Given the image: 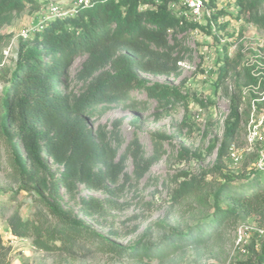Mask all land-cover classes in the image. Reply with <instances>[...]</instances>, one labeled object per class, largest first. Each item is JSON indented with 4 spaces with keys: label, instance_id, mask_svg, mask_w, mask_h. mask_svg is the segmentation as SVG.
Here are the masks:
<instances>
[{
    "label": "trees",
    "instance_id": "trees-1",
    "mask_svg": "<svg viewBox=\"0 0 264 264\" xmlns=\"http://www.w3.org/2000/svg\"><path fill=\"white\" fill-rule=\"evenodd\" d=\"M41 1L0 0V64L10 41L2 30L29 6L38 11L41 3L52 0ZM180 1L89 0L72 15L51 18L35 34L20 39L14 68L4 65L0 74L5 84L0 94V150L7 165L6 179L16 187L12 193L29 194L36 212L32 217L16 212L8 219L16 239H30L45 253L74 255L89 245L137 264H164L186 250L209 249L226 228L241 220L256 216L264 223L262 173H223L233 160L235 136L250 112L249 108L240 111L241 96L231 102L213 168L200 176L173 180L178 185L171 195L175 206L188 205L193 210L195 205L189 199H194L200 209L191 221L173 226L166 218L159 219L124 247L64 207L63 189L71 200L76 199L80 186L116 197L121 176L127 175V157L133 160L134 177L139 180L165 153L164 135L154 141L155 152L149 158L133 139L116 163L121 136L102 126L95 129L91 120L113 109L144 111L154 102L164 113L184 103L186 96L179 89L142 76L169 74L185 51L178 36L201 27L173 10L172 4ZM237 4L240 16L264 31V0H237ZM209 6L215 3L211 1ZM219 15L213 14L216 22ZM79 58L84 62L76 78L83 88L77 94L71 88L70 69ZM238 61L224 59L219 82L229 79ZM252 70L258 71L256 65L243 67L245 85H257L262 79V74L254 76ZM261 70L264 74V67ZM135 93L145 94L147 99L137 100ZM215 147L213 144L209 150ZM217 174L222 176L221 182L206 180ZM2 191L0 185V194H5ZM81 204L86 215L105 210L104 201L93 197L82 198ZM248 251L250 256L239 264H264V244L253 243ZM9 253L0 236V264H8Z\"/></svg>",
    "mask_w": 264,
    "mask_h": 264
},
{
    "label": "rangeland",
    "instance_id": "rangeland-1",
    "mask_svg": "<svg viewBox=\"0 0 264 264\" xmlns=\"http://www.w3.org/2000/svg\"><path fill=\"white\" fill-rule=\"evenodd\" d=\"M211 1L215 3L214 7L209 6ZM205 3L204 19L199 23L201 27L178 36L185 51L176 65L171 67L173 70L169 74L142 75L152 83L179 89L186 96L184 103L164 113L158 111L154 102L144 111L113 109L91 120L95 129L102 126L109 133L121 136L123 142L116 163L133 139L140 142L145 156L151 157L155 152L154 141L161 134L165 137L162 142L165 153L160 160L152 165L144 177L137 180L134 177L133 160L127 157L124 162L127 175L121 176V187L116 197L80 186L76 199L71 200L62 190L66 209H73L101 235L118 245L129 246L159 219L166 218L171 225L181 226L191 221L195 214L198 215L200 209L194 199H189L195 205L193 210L188 209V205L175 206L172 202V192L178 186L173 180L176 176L180 181L185 180V175L200 176L203 170L213 168L217 159L216 148L221 146L224 139L232 100L241 96L240 111L250 109L253 95L247 92L250 85H245L243 67L251 68L252 63L256 67L264 64V60L258 57L264 54V31L240 16L237 0H205ZM51 4L57 6L63 15L81 6L79 0H52L49 4L41 3L38 11L29 6L12 25L2 30V34L10 36V41L3 52L0 74L3 73L4 65L14 68L19 41L24 38L21 34L31 29L33 35L44 18L51 19ZM182 5L176 4L173 10L187 12L184 15L194 22ZM213 14H220L217 22ZM226 58L235 62L239 58L238 66L232 69L229 79L219 82L220 69ZM83 62L84 58L77 59L70 69L71 88L77 94L83 88L76 78ZM257 70L255 74L261 72ZM259 78L262 79L258 83L263 85L264 75ZM4 89L5 84L0 80V94ZM134 96L137 100L147 99L142 93H135ZM247 124L242 122V131L235 136V152L241 158L227 162L228 169L223 173L248 176L253 171H260L264 178V172L258 169V148L251 151L246 149ZM213 144L216 145L215 149L209 150ZM6 167L3 151L0 150V185L4 190L2 192H5L0 194V236L4 246L10 249L8 264H137L102 252L95 246L88 245L74 255L45 253L36 249L30 239H16L8 228V219L16 212L22 217H32L36 205L29 194L12 193L16 187L6 179ZM206 180L221 182L222 176L212 175ZM92 197L104 201V212L91 211L92 215H86L81 199ZM111 199L114 203L109 204L107 200ZM188 211H191L190 214ZM244 226L249 230L244 229ZM259 228H264V223L256 216L241 220L226 228L221 239L209 249L186 250L164 264H239L250 256V245L264 244V235L259 236L257 233ZM240 229L243 231V244L236 246Z\"/></svg>",
    "mask_w": 264,
    "mask_h": 264
},
{
    "label": "built area",
    "instance_id": "built-area-1",
    "mask_svg": "<svg viewBox=\"0 0 264 264\" xmlns=\"http://www.w3.org/2000/svg\"><path fill=\"white\" fill-rule=\"evenodd\" d=\"M89 0H79L80 5L88 3ZM183 4L182 6L188 11V13L192 16V19L194 22L202 23L204 19V13L206 8L205 0H181L180 2ZM176 3V4H180ZM172 4V8L176 5ZM50 11L52 14L51 18H62L66 15H72L74 12L68 13V14H62L59 12V8L54 5H50ZM178 15L186 14L187 12L179 11L177 12ZM44 22L50 20V18H44ZM43 24V22H42ZM39 28H36L35 31H38L41 29V25L38 26ZM31 30V29H30ZM28 30H25L21 35L24 37V39L29 38L32 35V32ZM259 58L264 60V54L259 55ZM255 64L252 63L251 66H254ZM264 67V64H259L257 66V69L261 70ZM254 76H258L259 74H263V71L259 72L258 74H255L254 71L252 72ZM248 93H251L253 95V98L250 102V113L247 119V128H246V145L247 150L251 151L256 148H258L259 152V161H258V169L264 172V89H261V83H258L257 85H250L248 86ZM236 146L235 144L231 148V158L233 160H239L241 157H238L236 152ZM244 229L249 230L248 227L244 226ZM243 231L242 229L239 230L238 234V240L236 243V246H241L243 244ZM257 233L259 236L264 235V228L257 229ZM212 264V263H208Z\"/></svg>",
    "mask_w": 264,
    "mask_h": 264
}]
</instances>
